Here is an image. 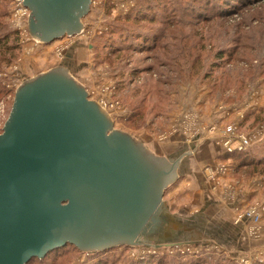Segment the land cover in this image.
<instances>
[{
	"label": "rangeland",
	"instance_id": "1",
	"mask_svg": "<svg viewBox=\"0 0 264 264\" xmlns=\"http://www.w3.org/2000/svg\"><path fill=\"white\" fill-rule=\"evenodd\" d=\"M186 1L192 3V0H183L178 7ZM224 1L220 0L217 9L221 11V8L226 7L227 15L231 16L215 18L209 22L198 18L199 10L200 15L206 12H203L204 7L196 4H193L195 9L189 10L186 16L182 15L179 21L173 18L178 14L177 11L169 12V36L164 42L170 44L173 41L169 38L173 37L170 31L175 34L183 31L187 35L182 51L183 59L176 66L169 52L171 49H161V44L151 52V57L144 53L131 58H109L108 50L100 46L103 40L101 35L109 30L117 18L137 6L138 0H92L89 11L81 18L84 29L82 34H65L41 43L31 37L27 15L26 19L18 15V1L5 0L4 4H0V15L8 29L17 34L18 49L10 61L0 65V89L2 87L5 90V93H0V133L10 114L17 86L26 78L60 65L66 67L69 74L84 86L89 100H96L104 107L112 120V129L129 134L155 155L165 156L170 153L172 158L177 159L183 154L180 149L185 147L184 144L193 141L217 144L218 155L221 156L233 152L235 150L224 151L222 143H219L224 135L223 130L231 124L236 127V133L252 139L250 145L242 150L262 147L264 0H229L228 5ZM148 3L150 0L143 4V8ZM234 3L241 6L238 12L234 11L237 10V7H233ZM230 12L233 14H228ZM156 15L153 10L151 29L161 27L155 21ZM79 47L78 57L67 59L66 51ZM220 51L228 52V58L216 57ZM82 61H88L84 67H80ZM149 66L151 68L146 69ZM132 67L141 72L132 74ZM104 100L106 105L102 104ZM135 109L139 110L138 114L134 112ZM171 139L176 140V150L170 152L165 141ZM178 141L183 142L179 144ZM187 159L184 156L179 160L178 176L163 193L171 220L174 219L177 224H192L189 230L185 229L180 239L174 241H189L192 235H205L209 231L214 239L180 245H165L166 240L162 238L140 242L135 240L99 249L107 251L106 254L102 252L99 258H109L115 261L114 264H130V259L154 253L152 255L171 259L169 264H183L191 259L205 257L208 258L205 259L206 264H213L215 261L210 259L211 256H219L223 263L225 260V264H264V173L235 174L232 160L222 157L216 164L193 161L198 170L194 174L203 176L212 190L217 191L220 185L224 187L218 190L223 200L238 199L242 191L248 192L249 198L252 197L249 203L237 209L231 207V212L226 214L216 212L215 209V218L212 219L202 211L200 202L194 201L193 191L187 188ZM226 171H229L228 178L223 179ZM223 180L232 184L227 185ZM173 191L174 196H171ZM255 206L260 209V224H253L251 219L231 242L218 237L213 225L240 224L244 222L243 214ZM257 226L261 228L257 229ZM190 232L194 234L190 235ZM158 242H161L160 246H156ZM96 252L97 249L78 247L53 258H38V261L30 264H99ZM151 260L153 264L156 263V258Z\"/></svg>",
	"mask_w": 264,
	"mask_h": 264
},
{
	"label": "water",
	"instance_id": "2",
	"mask_svg": "<svg viewBox=\"0 0 264 264\" xmlns=\"http://www.w3.org/2000/svg\"><path fill=\"white\" fill-rule=\"evenodd\" d=\"M23 1L30 9L31 37L49 42L79 33L92 0ZM36 77L42 80L39 86L22 94V84ZM68 83L83 90L84 101L69 93ZM87 95L60 65L17 86L0 133V264H27L68 242L99 250L149 241L164 229L165 234L173 232L163 228L165 222L175 224L163 193L190 149L169 160L139 144L137 155L129 156L114 135L123 131L112 129L104 107ZM89 105L105 114L108 127L93 122ZM183 224L186 232L190 227ZM119 229L137 235L128 241L106 240ZM186 243L197 242L166 239L165 245Z\"/></svg>",
	"mask_w": 264,
	"mask_h": 264
},
{
	"label": "trees",
	"instance_id": "3",
	"mask_svg": "<svg viewBox=\"0 0 264 264\" xmlns=\"http://www.w3.org/2000/svg\"><path fill=\"white\" fill-rule=\"evenodd\" d=\"M148 0H138L137 6L133 7L130 11H128L124 16L117 18L110 26L109 30L101 35V47H104L105 50H108L109 58L110 56H125L128 58L133 57L136 54H144L148 53L151 57V52L155 51V48L161 44V49L167 51L170 50V54L172 53V60L174 64L177 66L178 61H182L184 52L183 46L184 41L187 39V35L183 33V31H179L176 34L170 31L173 37H169L170 40H173L170 44L165 43L164 39L169 36L167 33L168 24L171 23V18H169V12L171 10L177 11V15H174L173 18H176L175 21H179L183 18L182 15L186 16L189 13V10L195 9L193 4L199 5L200 7H204L203 12H206L204 15H200L198 11V18L200 20H205L203 22H209L212 19L219 17H229L231 15H227L226 7L217 9V6L220 4V0H192L191 4L187 1L185 4H181L178 7V4L183 2V0H150L146 8H143V4H145ZM234 1V0H233ZM4 4L5 0H0V4ZM226 5L229 4V0L224 1ZM244 3V2H242ZM241 3V4H242ZM172 5V6H171ZM235 5V6H234ZM233 7H237L238 12L240 10V4L234 3ZM240 6V7H239ZM193 7V8H192ZM221 7V6H220ZM156 11L155 21L160 23V28L151 29V13L152 11ZM233 11V12H234ZM228 14H233L232 12ZM182 16V18H181ZM208 16H211L208 17ZM2 16L0 15V65L3 62H8L11 60V57L14 55L16 49H18V43L16 40V33L11 29H8V26L5 22L2 21ZM194 17V16H192ZM189 19V18H188ZM147 22L146 24H144ZM102 50V49H101ZM159 51V50H157ZM228 52L220 51L216 54V57L219 59L228 58ZM151 67H147L146 69H150ZM144 69V70H146ZM143 71V70H142ZM132 74L140 73V69L136 67L131 68ZM0 93H5V90L1 87ZM138 114L139 110L135 109L134 111ZM135 114V115H136ZM224 159H231L233 167L235 169V174H262L264 173V145L256 148H247L242 151L235 150L233 152H226L222 156ZM77 249L78 246L72 243H66L63 246L54 248L46 253L45 258H49L52 256H58L65 253L69 249ZM104 252L106 254V250H97L95 253L99 264H114L115 261H110L109 258H99L98 256ZM154 254V253H152ZM152 254H147L139 259H130V264H153L151 258H156L155 264H169L170 260H168L165 256H156ZM208 258L201 259H191L188 262H183V264H206L205 262ZM210 259H214L215 263L213 264H225L221 261L222 258L219 256L213 257ZM38 257H34L27 262L30 264L32 261H38Z\"/></svg>",
	"mask_w": 264,
	"mask_h": 264
},
{
	"label": "crops",
	"instance_id": "4",
	"mask_svg": "<svg viewBox=\"0 0 264 264\" xmlns=\"http://www.w3.org/2000/svg\"><path fill=\"white\" fill-rule=\"evenodd\" d=\"M74 48V47H73ZM79 48H75V50H71L66 51V57L68 58H72L74 60V57H78V53H79ZM88 61H82V64L80 65V67H84L87 64ZM68 63V62H67ZM173 140V141H171ZM170 141H165L167 149L171 152V150H176L174 147L176 142V140L171 139ZM183 141H178V143L180 144ZM185 142V141H184ZM185 147H183L182 149H180V151H182L183 153L185 151H188L190 149L191 153H185L182 155V157L180 158V160H182V158L184 156H186V158L188 160V165L187 168H185V171L187 172L186 175V183L188 184L189 191H193L194 194V201L196 203L200 202V207L202 209L203 212H205V214L210 217V218H215L214 216V211L216 209V212H220L221 214H226L228 211H230L231 207H233L234 209H237L238 207H241L242 205L249 203L250 200L252 199V197L249 198L250 194L246 191H242L241 196L233 201H226L223 200L221 197L220 191L218 190H222V188H224L221 184V182L219 183V188L217 191H214L211 189L210 187V183L204 179V177L202 176H197L194 174V172H198L197 169H195L196 167L193 165V161L196 160V162H203V163H218L221 159V155H218L219 150H218V145L214 144L210 141H193V142H188L184 144ZM164 157H168L169 160H175V158H172L173 156H170L169 154H166ZM179 163V162H178ZM200 168V167H199ZM196 170V171H195ZM200 173V172H199ZM229 175V171L225 172L223 174V179L228 178ZM221 181V179H220ZM227 182L226 180H223V183ZM230 183L229 181L227 182V185ZM226 184H224L225 186ZM255 192V191H254ZM171 196H174V191L171 192L170 194ZM171 205V203H170ZM220 205V206H219ZM218 209V210H217ZM231 212V211H230ZM193 222V221H192ZM248 221H244L241 222L240 224H231V223H219L217 225H213L215 227V233L217 235H219L218 237H220L221 239L224 238L223 240L226 241H234V239L236 238V236L239 234L240 229L243 227V225L245 223H247ZM197 226H200L199 223L196 224ZM189 227H192L191 222L188 223ZM202 228V226H200ZM192 234H194L193 232H190ZM211 232L209 231V233L206 232L205 235H197L196 237H194L192 235V238L190 240L195 241V242H201V241H207L211 238L214 239V237L210 234ZM229 242V243H230ZM241 244H239L238 242V247H240L239 249H241Z\"/></svg>",
	"mask_w": 264,
	"mask_h": 264
},
{
	"label": "flooded vegetation",
	"instance_id": "5",
	"mask_svg": "<svg viewBox=\"0 0 264 264\" xmlns=\"http://www.w3.org/2000/svg\"><path fill=\"white\" fill-rule=\"evenodd\" d=\"M41 81L42 80L39 77H36L28 82L23 83L22 84L23 86L22 94H29V92L35 90L39 86ZM68 89H69V93L73 97L78 98V100L80 101L85 100V94L81 88L74 87L73 85L68 83ZM88 109L90 111L91 119L93 120V122L103 125L105 127H108L109 121L105 117V114L103 112L99 111L98 108L94 105L93 106L89 105ZM114 135L116 137L118 147L121 151H124V153L129 154V156L137 155L136 146L141 144L139 141H133L128 135H126L123 132L116 131ZM184 227L186 226H184L183 223L177 224L175 222L174 224L173 222H165L163 228H166V230L173 231L171 233H168L170 234V237L168 234H165L166 231L164 229V232L160 233L159 236L158 235L154 236V239H160V238L165 239V240L166 239H169V240L180 239L182 233H184L182 231ZM136 235H137V231H134L131 229H119V230L114 231L113 233H111L105 238L106 240L115 239L116 241H120V240L128 241V240L134 239ZM149 240H151V238Z\"/></svg>",
	"mask_w": 264,
	"mask_h": 264
},
{
	"label": "built area",
	"instance_id": "6",
	"mask_svg": "<svg viewBox=\"0 0 264 264\" xmlns=\"http://www.w3.org/2000/svg\"><path fill=\"white\" fill-rule=\"evenodd\" d=\"M18 1V15L20 16V18H24L26 19V15H27V20H28V15L30 13V9L24 4L23 0H17ZM28 22V21H27ZM27 22L24 21L25 27H27ZM27 31V29H25ZM84 31V29L82 28V30L79 32L80 34H82ZM78 33L70 34V35H66V36H75ZM79 34V35H80ZM39 43H41L42 41H38ZM104 105H106V101H102ZM223 137L221 141H219V143H222L223 147H224V151H232V150H242L246 147H248L250 145V143L252 142V139L249 138V136L245 137L243 135H239L238 133H236V127L234 125H228L226 126V128L223 130ZM226 169H224L225 171ZM243 220L244 221H250L252 219L253 224H260L261 222V213H260V209H258L257 206L252 207L249 211H247L246 213L243 214ZM247 222V223H248ZM255 227V226H254ZM260 226H257V229H260Z\"/></svg>",
	"mask_w": 264,
	"mask_h": 264
}]
</instances>
